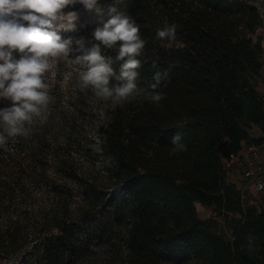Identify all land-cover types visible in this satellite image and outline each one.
Returning <instances> with one entry per match:
<instances>
[{
	"label": "trees",
	"instance_id": "trees-1",
	"mask_svg": "<svg viewBox=\"0 0 264 264\" xmlns=\"http://www.w3.org/2000/svg\"><path fill=\"white\" fill-rule=\"evenodd\" d=\"M118 6L147 41L138 84L146 86L171 65L158 89L162 106L143 96L104 105L77 84L62 103L53 84L41 132L38 122L32 126L40 140L30 152L34 158L25 162L22 148L11 152L9 142L0 148V260L27 244L26 219L35 215L42 264L84 260L87 247L74 235L76 223L109 247L108 264H163L185 256L197 264H264V199L245 204L223 164L245 142L264 140L263 19L255 0H122ZM166 24L176 25L175 41L156 38ZM106 55L118 72L123 61L114 51ZM253 126L259 138L251 135ZM178 133L187 151L170 156ZM11 161L18 171H11ZM15 198L39 203L3 220ZM197 203L225 220L234 215L232 239L217 230V218L198 216ZM249 235L259 245L251 255L244 247Z\"/></svg>",
	"mask_w": 264,
	"mask_h": 264
},
{
	"label": "clouds",
	"instance_id": "clouds-1",
	"mask_svg": "<svg viewBox=\"0 0 264 264\" xmlns=\"http://www.w3.org/2000/svg\"><path fill=\"white\" fill-rule=\"evenodd\" d=\"M82 4L88 11L102 15L98 0H0V148L7 150L10 139L30 136L32 126L46 119L51 95V74L63 61L76 66L77 87L91 92L104 105L123 106L143 96L144 100L161 107L165 94L158 91L168 79L169 69L157 70L146 86L138 84L141 60L147 41L133 17L114 5L107 10L108 19L101 20L91 38H62L58 33L74 31L78 14L65 11ZM122 0H115V5ZM156 38L169 42L176 39V25L157 29ZM123 61L118 72L112 67L113 58ZM74 56V58H72ZM157 68V63L152 62ZM115 81L113 83L112 81ZM170 156L187 151L181 134L171 140ZM248 254L259 245L254 235L244 246Z\"/></svg>",
	"mask_w": 264,
	"mask_h": 264
},
{
	"label": "rangeland",
	"instance_id": "rangeland-1",
	"mask_svg": "<svg viewBox=\"0 0 264 264\" xmlns=\"http://www.w3.org/2000/svg\"><path fill=\"white\" fill-rule=\"evenodd\" d=\"M100 7L103 9L102 15H98L95 11H88L84 8L82 4H80L77 10L70 9L71 6L67 7L65 11H75L78 14V20L75 22V30L74 31H63L61 30L58 34L61 35L62 38L75 37L79 38L81 36L91 38V33L94 29L100 25L101 20H107L108 14L107 10L110 5H114L117 8L118 5H115V0H98ZM74 58V56L72 57ZM76 66L68 65L65 62H59L52 74H51V83L59 84L60 92L62 93V103L66 99L67 91L74 90L76 86ZM262 83H264L262 81ZM7 106V102L0 101V107ZM50 107V105H49ZM48 114V113H47ZM39 128V132H41V122L37 124ZM254 127V126H253ZM257 130V129H256ZM256 133V134H255ZM252 134L260 137L259 131H252ZM9 146L11 152H17L18 148H22V158L25 162H29L30 159H33L34 156L30 154L31 150L36 151L40 146V140L38 136H34L32 133L29 137L20 139V137L15 138L14 140H9ZM11 171H18V164L11 161L10 162ZM1 178H5L1 175ZM229 178L236 183L237 187L241 189L243 194V199L245 204H259L264 199V191L257 192L251 184L245 180L242 176V173L239 170H233ZM31 188V186H28ZM36 190H34L35 192ZM39 203V202H38ZM37 202L33 199H27L26 201H22L19 198H15L12 201H8L7 205L11 209V213L8 216H3V220L15 219L17 215H23L26 209H30L32 207H36ZM198 216L203 220H213L217 218V230L223 234L227 239H232V228H233V216L230 215L228 219H224L223 217H217L213 207L204 206L201 203L196 204ZM40 216H31L27 218V234L29 237V241L27 244L17 253L14 257L7 260H0V264H42L41 263V255H42V246L34 240V236L36 235L34 229L35 221L39 220ZM74 235L77 238L80 244L87 247V253L84 257L83 261H77L72 264H108L107 255L109 253V247H105L104 245H99L97 243L98 235L91 229H86L82 227L80 224L76 223L74 225ZM82 257V256H81ZM163 264H197L194 259L190 256H185L180 261L175 262H164Z\"/></svg>",
	"mask_w": 264,
	"mask_h": 264
},
{
	"label": "built area",
	"instance_id": "built-area-1",
	"mask_svg": "<svg viewBox=\"0 0 264 264\" xmlns=\"http://www.w3.org/2000/svg\"><path fill=\"white\" fill-rule=\"evenodd\" d=\"M255 5L263 19L259 34L264 48V0H255ZM223 164L229 174L235 169L239 170L257 192L264 191V140L259 143L245 142L239 152L224 158Z\"/></svg>",
	"mask_w": 264,
	"mask_h": 264
},
{
	"label": "crops",
	"instance_id": "crops-1",
	"mask_svg": "<svg viewBox=\"0 0 264 264\" xmlns=\"http://www.w3.org/2000/svg\"><path fill=\"white\" fill-rule=\"evenodd\" d=\"M259 90L262 92V93H264V83H260V85H259ZM257 129V130H256ZM259 131V135L261 136L262 135V133H261V131L259 130V127L258 126H254L252 129H251V135L252 136H254V137H258V136H256V135H254V134H252V131ZM256 134V133H255ZM231 175V174H230Z\"/></svg>",
	"mask_w": 264,
	"mask_h": 264
}]
</instances>
